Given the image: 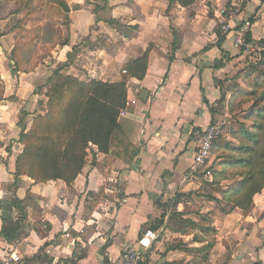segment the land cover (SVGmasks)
Returning <instances> with one entry per match:
<instances>
[{"label": "crops", "instance_id": "1", "mask_svg": "<svg viewBox=\"0 0 264 264\" xmlns=\"http://www.w3.org/2000/svg\"><path fill=\"white\" fill-rule=\"evenodd\" d=\"M63 1L69 10L64 42L54 50L49 69L64 67L67 75L82 82L114 83L121 80L126 64L149 48L146 74L141 81H128L125 115L118 119L134 148L133 158L125 165L94 148L93 165L91 158L71 184H35L25 176L15 179L19 152L0 145V216L3 202L27 200L25 236L13 244L0 237V263L5 253L17 251L21 264H112L124 247L137 248L150 231L156 240L141 264H193V250L206 243L193 241L201 235L199 228H174L168 220L174 213L201 225L209 214L216 245L205 264L261 262L264 220L257 215L264 214L258 207L264 192L253 198L249 212L224 214L217 190H227L233 182L211 188L201 175L184 178L193 162L194 132L214 122H224L226 130L235 121L250 125L244 119L250 104L231 114L228 102L235 88L249 91L248 82L258 77L249 70L262 55L257 60L235 50L232 29L252 19V38L264 39V3L241 2L240 10L228 16L221 8L230 4L235 9L233 0H197L169 10L168 0ZM13 9V3L0 0V27ZM218 34L223 38L220 47ZM12 43V33L2 29V49L10 51ZM18 80L17 101L0 105V111L5 109L16 121L24 111L43 114L44 94L34 90L42 81L39 69ZM143 91L145 101L140 100ZM224 138L236 145L226 131ZM219 156L212 155L215 168ZM1 225L0 219V230Z\"/></svg>", "mask_w": 264, "mask_h": 264}, {"label": "trees", "instance_id": "2", "mask_svg": "<svg viewBox=\"0 0 264 264\" xmlns=\"http://www.w3.org/2000/svg\"><path fill=\"white\" fill-rule=\"evenodd\" d=\"M196 1L168 0V10L173 5L186 8ZM53 3L62 7L66 17L68 16L65 1L53 0ZM248 21L252 23L253 20ZM173 36L175 41L176 34L173 33ZM218 38L217 46L220 47L223 38L220 34ZM251 39V32H248L247 40ZM62 45L63 43L58 46ZM174 50L175 44L172 45L171 52L174 53ZM148 55L149 48L141 57L129 61L124 68L126 73L122 74L120 81L114 83L95 80L82 82L67 75L64 67L53 71L46 85L37 92L44 94L45 112H36L28 129L21 125L18 138L21 150L15 161V179L25 176L35 184L62 181L69 185L91 158L93 165L94 148L98 153L110 155L129 165L134 148L124 136L118 119L120 112L126 108L127 83L131 79L141 81L144 78ZM172 59V56L169 57V61ZM14 69H18L16 64ZM249 72L258 77L248 82L249 91L235 88L228 107L229 112L234 114L250 104L244 118L250 125L246 127L235 121L227 130L226 125H222V133L214 141L211 150L212 155L220 153L221 163L218 168L211 166L212 181L205 182L211 188L218 187L223 181L233 182L227 190H217L225 204L224 209L222 208L224 214L234 211L249 212L253 206V198L264 190V53ZM9 101L15 103L17 100L11 97ZM21 122L22 118L18 125ZM213 124L217 123L210 125ZM225 131L236 145L224 138ZM26 201L14 197L3 202L5 206L0 216V237L8 244L17 243L25 236L23 224L26 221ZM183 215L184 213H174L168 220L174 228L181 231L189 227L201 230V235H195L193 241L206 244L193 250L196 255L194 254L192 263L205 264L216 245L213 238L215 230L211 227L209 214L202 217V225L182 219ZM162 223L163 220L160 224ZM42 258L45 261L47 256L43 255Z\"/></svg>", "mask_w": 264, "mask_h": 264}, {"label": "rangeland", "instance_id": "3", "mask_svg": "<svg viewBox=\"0 0 264 264\" xmlns=\"http://www.w3.org/2000/svg\"><path fill=\"white\" fill-rule=\"evenodd\" d=\"M3 1L13 3L15 9L7 11V16H10L8 17L10 19L5 26L0 27V31L3 29L4 31H8V33H12L13 40L10 51L5 52L0 44V48L2 49L0 54V105H5L6 102H10L9 99L11 97H14L18 88V78L20 75H28L39 69L42 81L35 85L34 89L38 92L41 87L46 85L51 73L60 69L58 66L55 67V70L49 68L50 64L54 62L52 58L54 50L64 42V29L68 22V19H66L68 16L66 17L63 8L53 3V0ZM246 1L248 0H233V3L237 6L235 9L230 4L226 8L223 6L221 9L224 14L228 16L233 15L237 8L240 10L241 2ZM258 1L264 3V0ZM256 40L262 43L264 47V39ZM262 53H264V49L260 55ZM14 64L17 65V71L14 69ZM1 110L0 137L3 138L0 141V145L11 152L14 150L19 152L21 147L18 144V138L21 128L24 125L27 129L29 128L31 119L35 113L32 114L31 111H24L18 118H22L21 124L18 125L19 120L16 121L5 109ZM260 202L258 207L262 208L260 212H264V200L261 199ZM258 218L264 220V214L257 215ZM215 259L216 255L213 254L212 261ZM262 261L264 262V258ZM256 263H258L257 259L254 260L253 264Z\"/></svg>", "mask_w": 264, "mask_h": 264}, {"label": "built area", "instance_id": "4", "mask_svg": "<svg viewBox=\"0 0 264 264\" xmlns=\"http://www.w3.org/2000/svg\"><path fill=\"white\" fill-rule=\"evenodd\" d=\"M252 25L246 20L237 27L233 28V42L232 46L235 50L240 51L247 55H252L259 60L260 54L264 47L258 40L251 39L247 40L248 32H251ZM228 28L224 31L227 32ZM125 74V70L122 71ZM125 115V110H122L120 116ZM224 123V122H223ZM222 122L217 124L209 125L205 129L198 130L193 133L192 140L194 145L193 162L188 175L184 180L191 178H197L199 175L202 176V180L205 182L212 181L211 166H212V146L214 141L222 133ZM156 240V235L153 232H146L144 236L138 241V247H124L119 258L112 264H140L142 262V256L147 251L151 242ZM21 257L17 251H9L2 257L0 264H19Z\"/></svg>", "mask_w": 264, "mask_h": 264}, {"label": "water", "instance_id": "5", "mask_svg": "<svg viewBox=\"0 0 264 264\" xmlns=\"http://www.w3.org/2000/svg\"><path fill=\"white\" fill-rule=\"evenodd\" d=\"M145 96V97H144ZM140 100L141 101H145L146 100V92L143 91L141 94H140Z\"/></svg>", "mask_w": 264, "mask_h": 264}]
</instances>
